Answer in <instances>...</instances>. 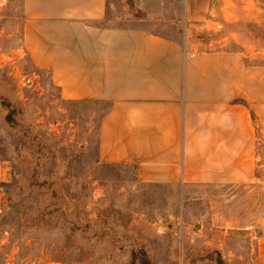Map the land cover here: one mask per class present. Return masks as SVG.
Masks as SVG:
<instances>
[{"label":"rangeland","instance_id":"374dc122","mask_svg":"<svg viewBox=\"0 0 264 264\" xmlns=\"http://www.w3.org/2000/svg\"><path fill=\"white\" fill-rule=\"evenodd\" d=\"M22 0H0V264H264V141L252 188L149 185L99 162L109 104L64 99L22 51ZM239 52L264 66V7L108 0L101 24ZM264 140V138H263Z\"/></svg>","mask_w":264,"mask_h":264},{"label":"crops","instance_id":"0c3cea01","mask_svg":"<svg viewBox=\"0 0 264 264\" xmlns=\"http://www.w3.org/2000/svg\"><path fill=\"white\" fill-rule=\"evenodd\" d=\"M158 1V0H142ZM182 2L207 20L214 0ZM264 7V0H254ZM108 0H22V51L64 99L109 104L99 162L149 185L252 188L264 138V66L193 52L140 28L101 25Z\"/></svg>","mask_w":264,"mask_h":264}]
</instances>
